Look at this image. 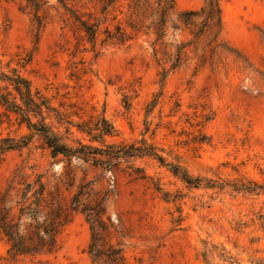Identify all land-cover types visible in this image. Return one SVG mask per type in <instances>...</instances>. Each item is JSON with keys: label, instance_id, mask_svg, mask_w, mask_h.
Masks as SVG:
<instances>
[{"label": "rangeland", "instance_id": "1", "mask_svg": "<svg viewBox=\"0 0 264 264\" xmlns=\"http://www.w3.org/2000/svg\"><path fill=\"white\" fill-rule=\"evenodd\" d=\"M218 1L226 50L213 64L204 44L197 52L191 47L188 60L162 83V69L145 38L123 47L102 48L98 41L94 50L54 6L44 10L46 25L39 32L28 11L21 10L26 0H0L3 64L11 62L34 87L55 97L57 106L76 102L86 111L85 119L105 112L116 129L109 142L146 139L168 163L203 180L199 188L189 187L158 160L135 159V167L169 193L165 200L151 179H137L128 162L108 172L73 160L76 183L67 189L61 182L67 161L52 158L36 137L4 156L0 188L18 168L45 174L67 202L85 177L110 184L107 212L127 235L130 264H207L201 256L206 243L226 247L241 264H264V190L238 188L264 187V0ZM175 3L177 17L200 9L205 0ZM190 39L188 32L170 30L164 42L170 47ZM16 119L0 106V139L21 140L29 133ZM89 225L83 214L74 213L55 255L12 261L7 243L0 240V264H100L88 254ZM209 264L222 262L214 258Z\"/></svg>", "mask_w": 264, "mask_h": 264}, {"label": "trees", "instance_id": "2", "mask_svg": "<svg viewBox=\"0 0 264 264\" xmlns=\"http://www.w3.org/2000/svg\"><path fill=\"white\" fill-rule=\"evenodd\" d=\"M52 1L26 0L25 7L21 8L28 11L39 32L46 25L44 10L52 5L62 21L82 34L94 50L98 41L102 48L123 47L135 39L145 38L162 69V83L188 60L191 47L197 52L200 44H204L203 51L209 53L213 64L226 50L221 38L223 12L218 0H205L200 9L181 11L177 17H174L175 0H54L53 4ZM170 30L188 32L192 39L169 47L164 39ZM202 57L205 62L206 56ZM161 95L150 104L152 108ZM53 99L55 97L34 87L19 69L11 68V62L3 64L0 59V106L8 117L14 114L19 125L29 132L21 140L0 139V164L8 152L19 151L38 137L42 148L48 150L52 158L67 161L66 175L61 181L67 189L76 183L71 168L73 160L108 172L116 164L128 162V168L137 174V179H151L154 189L167 200L169 193L163 191L156 179L132 163L148 157L158 160L187 186H202L201 177H194L180 164L168 163L146 139L131 143L109 142L107 138L115 136L116 129L105 112L85 119L86 111L76 102L61 101L57 106ZM129 100L130 96L126 95L123 101L126 110L131 107ZM31 170L28 173L23 168L16 169L5 187L0 188V240L7 243L12 261L25 256L55 255L60 249L63 228L72 221L73 214L79 212L90 224L91 242L87 248L90 257L100 264H130L126 256L127 235L107 212L113 193L110 184L104 186L85 177L67 202L58 187L49 185L45 174ZM211 182L208 186H216L215 181ZM253 185L254 188L243 184L235 187L264 190L257 183ZM201 256L207 264L214 258H219L222 264H241L221 245L206 243Z\"/></svg>", "mask_w": 264, "mask_h": 264}]
</instances>
